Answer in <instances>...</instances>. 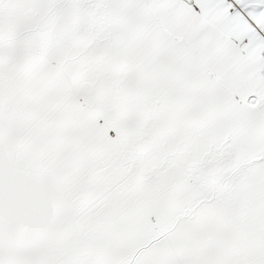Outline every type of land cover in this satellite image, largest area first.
<instances>
[{
    "label": "snow or ice",
    "instance_id": "obj_1",
    "mask_svg": "<svg viewBox=\"0 0 264 264\" xmlns=\"http://www.w3.org/2000/svg\"><path fill=\"white\" fill-rule=\"evenodd\" d=\"M0 264H264V0H0Z\"/></svg>",
    "mask_w": 264,
    "mask_h": 264
}]
</instances>
